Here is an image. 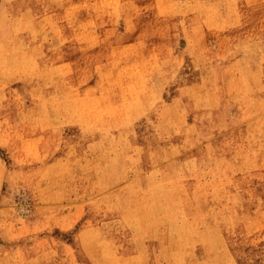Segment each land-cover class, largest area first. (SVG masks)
<instances>
[{
	"label": "rangeland",
	"instance_id": "obj_1",
	"mask_svg": "<svg viewBox=\"0 0 264 264\" xmlns=\"http://www.w3.org/2000/svg\"><path fill=\"white\" fill-rule=\"evenodd\" d=\"M153 253L264 264V0H0V264Z\"/></svg>",
	"mask_w": 264,
	"mask_h": 264
},
{
	"label": "bare ground",
	"instance_id": "obj_2",
	"mask_svg": "<svg viewBox=\"0 0 264 264\" xmlns=\"http://www.w3.org/2000/svg\"><path fill=\"white\" fill-rule=\"evenodd\" d=\"M173 167H175V166H173ZM217 168V167H216ZM173 169V168H172ZM175 170V169H174ZM217 170H218V168H217ZM174 173V172H173ZM178 175V174H177ZM176 175V176H177ZM175 176V177H176ZM170 176H168V175H166L165 177H162L160 180H158V181H153L152 180V182H154V187H153V191H154V193H152V194H154V202H155V205H153V209H151L152 210V215L150 216L151 218H152V220H153V225H154V227H155V225H156V227H159L162 223H171V226H173V223H172V220H170L169 218H171L172 217V215H169V208L171 207V205H172V203L175 201H177V197L178 196H181V195H184V194H189V192L187 191V190H182V189H180V188H178V187H175V186H169L168 184H167V181L169 180L168 178H169ZM152 185H153V183H152ZM152 191V192H153ZM150 192V191H149ZM151 194V193H150ZM150 197V196H149ZM180 198V197H179ZM178 198V199H179ZM150 199V198H149ZM183 199V198H182ZM150 201H152V199L150 200ZM151 205V204H150ZM177 206V205H176ZM245 206H248L247 204H245ZM175 207V206H174ZM152 208V207H151ZM150 211V210H149ZM147 217V216H146ZM134 219V218H133ZM149 219V218H148ZM136 220V219H135ZM230 221V220H229ZM177 223H178V221H177ZM180 224H181V222H180ZM183 224H185V223H183ZM178 225V224H177ZM187 226V225H186ZM176 227V226H175ZM181 227V226H180ZM182 228H184V227H182ZM181 228V229H182ZM189 228V227H188ZM151 229V228H150ZM154 229V228H153ZM158 229V228H157ZM156 230V229H155ZM155 230H154V232H155ZM179 230H180V228H179ZM184 230H185V228H184ZM151 231H152V229H151ZM170 231V230H169ZM168 231V232H169ZM175 231H177V230H175ZM174 231V232H175ZM182 231V230H181ZM157 232V231H156ZM170 232H172V231H170ZM152 234V233H151ZM154 234V233H153ZM156 234V233H155ZM154 234V235H155ZM170 234V233H169ZM218 234V233H217ZM216 234V235H217ZM176 235H177V233H176ZM185 236V235H184ZM183 237V236H182ZM153 238V240H154V246H157V244L159 243V241L157 240V238H155V237H152ZM222 238V237H221ZM221 240H223V239H221ZM144 243V242H143ZM179 243V242H178ZM145 245V244H144ZM181 245V244H180ZM171 249V248H170ZM156 250H158V248L156 249ZM161 250V249H160ZM174 250V249H173ZM177 250H178V248H177ZM181 250V249H180ZM179 250V251H180ZM183 251V250H182ZM159 253V252H158ZM157 255L155 254V253H153L152 254V256H151V258H150V264H159L158 263V259H157V257H156ZM176 257V256H175ZM103 258V257H102ZM107 258V257H106ZM102 260V259H101ZM184 260V259H183ZM183 260H179V261H177L176 262V264H185V262L183 261ZM107 264H108V262H107Z\"/></svg>",
	"mask_w": 264,
	"mask_h": 264
}]
</instances>
